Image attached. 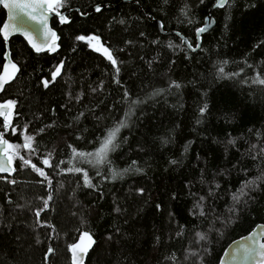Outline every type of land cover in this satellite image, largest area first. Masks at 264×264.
<instances>
[{
  "label": "trees",
  "instance_id": "16d2710c",
  "mask_svg": "<svg viewBox=\"0 0 264 264\" xmlns=\"http://www.w3.org/2000/svg\"><path fill=\"white\" fill-rule=\"evenodd\" d=\"M214 3L64 0L55 10H71L66 21L51 19L54 54L0 35V71L6 44L19 67L0 94L14 102L0 138L17 147L14 174L0 176V264H71L82 231L95 238L84 264H217L229 242L264 223V85L253 82L264 79V0L215 8L196 50L154 22L195 47ZM4 18L1 8L0 27ZM121 121L104 163L73 155L95 152Z\"/></svg>",
  "mask_w": 264,
  "mask_h": 264
},
{
  "label": "water",
  "instance_id": "95a60500",
  "mask_svg": "<svg viewBox=\"0 0 264 264\" xmlns=\"http://www.w3.org/2000/svg\"><path fill=\"white\" fill-rule=\"evenodd\" d=\"M20 3L23 4H35L37 3V0H19ZM219 0H215L214 5L210 8L209 14L205 17L203 25L201 27L207 26V31L198 34V29L201 28L199 27L196 30V45L195 47H192L190 43L187 41L186 37H184L182 34H180L177 31H164L161 27L160 21L154 20L158 24V28L161 33L167 35V34H177L187 45L188 48L191 50H196L200 46L201 42V36L202 34L208 32L213 26H214V19L212 17V11L215 8H222L218 6ZM97 7H100V5H96L93 7L91 11H94L97 9ZM3 9L5 12V18L3 23L1 24L0 27V35L4 39L3 36V26L5 24L9 25H15L16 30L15 31H10L9 36L7 39H4L6 42L13 36H21L27 45L35 52V53H44L48 52L49 54H54L56 53L59 48V40H58V34L55 28L52 27L51 25V19L56 16L57 19L61 22L66 21V13L71 11V10H66L63 12H58V11H49L47 7L44 8H38V9H32V8H25L22 10H15L12 14L16 16L15 20L10 19L9 11L8 9H5L2 4H0V9ZM47 16L46 22L41 23L40 20L44 17ZM35 16L36 19H33L32 17ZM61 17H64L65 20H61ZM27 33V34H25ZM55 34L54 36L52 34ZM92 38H94L92 36ZM94 43H98L99 46L103 49L100 50L96 46H93ZM36 45V47H33V45ZM50 44H54L55 50L52 51L49 48ZM91 45L93 49L101 54L108 55V52L106 53L105 47L100 43V41L96 39H92ZM41 48V51H37L36 48ZM6 52L4 54V63L2 66V69L0 71V80L4 82V87L2 90H0V94L3 92L4 88L6 85L10 84L11 82L14 81L15 77L17 76L19 67L18 65L11 59L9 51H8V45L6 44ZM12 65H15V68L12 67ZM7 102L0 103V105H5ZM4 113H10L11 109H3L0 110ZM0 116H3L0 114ZM3 141H7L6 138L2 137L0 138V165H3L6 167L8 170L4 172H0V176H11L14 174V165L11 159L10 163L5 164L4 161L7 160V157L9 156L8 153V141L7 145L3 144ZM87 232L91 237L94 243H91V246L88 247L86 254L85 253H77V255L82 256L83 258V264L86 261L87 255L93 248L95 244V238L92 236L91 233L88 231H82L78 238L70 245L69 251H70V263L74 264L73 262V252H72V246L75 244L81 243V238L83 236V233ZM254 237V239L252 238ZM89 244V241L87 238L83 239V244L82 246H87ZM264 244V223H257L248 233L239 236L229 242L227 246L223 249L222 254L218 260L217 264H264V257H261L260 252L262 251L261 245ZM251 248L253 250V255L245 258L243 248ZM236 250L239 251V255H231L234 253Z\"/></svg>",
  "mask_w": 264,
  "mask_h": 264
},
{
  "label": "snow or ice",
  "instance_id": "6c2138e0",
  "mask_svg": "<svg viewBox=\"0 0 264 264\" xmlns=\"http://www.w3.org/2000/svg\"><path fill=\"white\" fill-rule=\"evenodd\" d=\"M63 3H64V0H37V3H35V4H23V3H20L19 0H0V4H2L5 9H8L11 20H15L16 19V16H14L12 14L15 10H22V9H25V8L38 9V8L47 7V9L49 11H55L56 8L62 7ZM227 3H228V0H219L218 6L219 7H224ZM96 11H100V8L97 7ZM32 18L36 19L35 16H33ZM46 19H47V16L45 15L40 20V22L41 23H45ZM61 20L63 21V20H65V18L61 17ZM15 30H16V26L14 24L13 25L5 24L3 26L4 39L8 38L10 31H15ZM197 31H198V34L203 33L205 31H207V26L201 27ZM25 34H27V33H25ZM52 35L54 36L55 34L53 33ZM78 39L84 40L85 37L81 36V37H78ZM88 39L91 40V39H95V38L89 37ZM33 47H36V45L34 44ZM49 48H50V50L54 51L55 50L54 44H50ZM36 50L37 51H41L42 49L37 47ZM105 51L107 53V50H105ZM108 58H109V60H111L113 65L116 64V60L111 56L110 53H108ZM227 63H228L227 61H224V62H222V65H226ZM12 67L15 68V65H12ZM61 67H62V65L60 67L56 68V70H55V72L53 73V76H52L53 80H55L56 76L60 75ZM117 71H118V69H117ZM219 72L221 74H224V67L223 66H221L219 68ZM224 75H226V74H224ZM232 75H236V74H232ZM253 82L254 83H258L260 85H264V79L257 78ZM43 83H44V86L47 87L48 84H49V81L45 80ZM172 86L177 87V88L180 87L179 84H175V83ZM3 87H4V82L2 80H0V90H2ZM125 95L127 96V93ZM139 102L140 101H133V104H136V103H139ZM13 107H14V102L13 101H8L5 105H0V110H3V109H9L10 110ZM206 109H207V105H204V107H202L200 109L201 114H203V112H205ZM0 114L5 115V118L7 119L8 115L10 113H4V112L0 111ZM127 115L128 114H126V116ZM126 126H127L126 121H121L114 129L109 130L108 133H107V136L103 140H101L99 142L100 146L97 148V150L95 152H93V153H83V152H76V150L73 149V155L74 156H79V157H82V158L86 157V156H89V157H92L95 160L96 164L104 163L106 161V159H107L108 152L114 150V148L116 146L114 144V141L116 139L117 133L120 131V128L126 127ZM33 139L34 138L32 136H26L25 137V142L23 144V147L27 148V149H32V141H33ZM234 142H235L234 140H229V143H234ZM3 144L7 145V141H3ZM7 146L9 148L12 147V145H7ZM262 152H264V149H262ZM19 158L26 165L31 163L29 160L24 159L23 156H21ZM253 158L255 159V157H253ZM11 159H12V157L8 156L7 160H5L4 163L5 164L10 163ZM43 163L48 165L49 164V160L45 159L43 161ZM172 163H176V162L172 161ZM32 167L36 171H38L41 176H45L46 175L41 169L36 168L35 165H32ZM7 170L8 169L6 167H4L3 165H0V172H4V171H7ZM69 171L80 172L81 169L75 168V169H69ZM262 178H264V177H262ZM84 180H85V183L89 187H92L91 182L88 180L87 173L84 174ZM13 183H15V181H13ZM251 183H253V182L252 181L244 182V184L242 185L241 189L239 190V195H244L245 194L244 193V188H246ZM239 195L234 194L233 195V200L238 201L239 200ZM50 198L51 197H49V199ZM201 200H203V197H201ZM46 204H47V201H45V205ZM203 214H204L203 210L201 209L200 215H203ZM36 215L39 216V212H37ZM197 236L199 237L200 240H204L205 239V236L203 234H201V233H197ZM84 238H87V240L89 241V244L87 246H82ZM252 238L254 239V237H252ZM91 243H94V241L92 240V237L87 232H85V233H83V236L81 238V243L75 244V245L72 246L74 264H83L82 256L77 255V253L79 252V253H85L86 254L88 247L91 246ZM260 247L262 249V251L260 252V255H261V257H264V244H262ZM51 251H52V249H49V252H51ZM239 251L240 250H236L231 255H234V256L239 255ZM243 252H244L245 258L253 255V250L251 248L245 247V248H243ZM192 254L195 255L196 253H192Z\"/></svg>",
  "mask_w": 264,
  "mask_h": 264
},
{
  "label": "rangeland",
  "instance_id": "374dc122",
  "mask_svg": "<svg viewBox=\"0 0 264 264\" xmlns=\"http://www.w3.org/2000/svg\"><path fill=\"white\" fill-rule=\"evenodd\" d=\"M93 46H96L98 49L103 50V49L99 46L98 43H94ZM8 145H11V144L8 143ZM16 150H17V147H15V146H13V145H12L11 148L8 147V151H10V155H9V156H11V157L14 156V155L17 156ZM12 160H13V158H12Z\"/></svg>",
  "mask_w": 264,
  "mask_h": 264
}]
</instances>
